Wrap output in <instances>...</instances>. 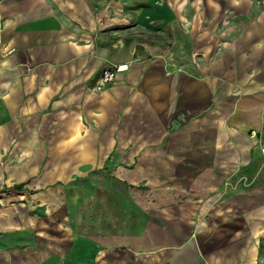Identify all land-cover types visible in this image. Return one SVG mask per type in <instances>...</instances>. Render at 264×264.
Segmentation results:
<instances>
[{
  "label": "crops",
  "instance_id": "obj_1",
  "mask_svg": "<svg viewBox=\"0 0 264 264\" xmlns=\"http://www.w3.org/2000/svg\"><path fill=\"white\" fill-rule=\"evenodd\" d=\"M251 131L255 0H0V264H264Z\"/></svg>",
  "mask_w": 264,
  "mask_h": 264
},
{
  "label": "built area",
  "instance_id": "obj_2",
  "mask_svg": "<svg viewBox=\"0 0 264 264\" xmlns=\"http://www.w3.org/2000/svg\"><path fill=\"white\" fill-rule=\"evenodd\" d=\"M126 67L127 66L125 65H121L115 68L109 67V68L104 69L98 78V81H97L96 86L94 87V90L96 92L103 91L109 84L114 82L116 74L119 72H122L123 69H125ZM250 137L258 141L260 151L264 155V142L259 137L258 133L256 131H251Z\"/></svg>",
  "mask_w": 264,
  "mask_h": 264
},
{
  "label": "bare ground",
  "instance_id": "obj_3",
  "mask_svg": "<svg viewBox=\"0 0 264 264\" xmlns=\"http://www.w3.org/2000/svg\"><path fill=\"white\" fill-rule=\"evenodd\" d=\"M255 24H256V23H255ZM252 29H253V28H252ZM252 29H251V30H252ZM255 29H256V28H255ZM254 31H255V33H257L256 30H254ZM252 33H253V32H252ZM255 33H254V34H255ZM244 35H245V34H244ZM257 36H258V34H257ZM239 42H240V41H239ZM244 42H245V41H244ZM241 44H242V43H241ZM245 45H246V44H245ZM250 45H251V44H250ZM246 46H247V45H246ZM237 48H238V47H237ZM243 50H244V49H243ZM247 50H248V49H247ZM238 51H239V50H238ZM245 51H246V50H245ZM248 51H249V50H248ZM241 52H242V51H241ZM244 53H245V52H244ZM241 56H242V55H241ZM249 58H250V57H249ZM248 60H249V59H248ZM135 68H136V67H135ZM119 74H121V73H119ZM134 75H135V74H134ZM116 77H117V76H116ZM145 82H146V81H145ZM150 82H151V80H150ZM150 82H149V84H150ZM153 82H155V81L153 80ZM149 84H148V85H149ZM153 84H155V83H153ZM146 85H147V84H146ZM148 85H147V86H148ZM151 86H152V85H151ZM149 87H150V86H149ZM149 87H147V88H149ZM169 87H170V86H169ZM198 87H199V86H198ZM158 89H159V88H158ZM155 90H156V89H155ZM161 90H163V89H161ZM198 90H199V89H198ZM202 91H203V90H202ZM199 92H200V91H199ZM161 94H163V93H161ZM200 94H201V93H200ZM159 95H160V94H159ZM164 95H165V94H164ZM167 95H168V94H167ZM197 95H199V94H197ZM172 96H173V95H172ZM139 98H140V97H139ZM142 98H143V97H142ZM135 100H136V99H135ZM164 100H165V99H164ZM136 101H137V100H136ZM144 101H145V100H144ZM139 102H140V99H139ZM141 102H142V101H141ZM134 103H135V101H134ZM162 103H163V99H162ZM136 104H137V103H136ZM149 108H150V107H149ZM171 108H172V107H171ZM137 109H138V108H137ZM169 109H170V108H169ZM139 110H142V109L140 108ZM149 110H150V109H149ZM170 110H171V109H170ZM137 111H138V110H137ZM144 111H145V109H144ZM134 113H135V112H134ZM147 113H148V112H147ZM170 114H171V113H170ZM135 115H136V114H135ZM140 115H141V114H140ZM140 115H139V116H140ZM141 116H142V118H143V115H141ZM163 116H164V115H163ZM167 116H168V115H167ZM129 117H130V115H129ZM144 117H145V116H144ZM161 117H162V115H161ZM136 118H138V117H136ZM134 119H135V118H134ZM154 119H155V118H154ZM164 119H165V117H164ZM128 120H129V118H128ZM132 120H133V118H132ZM132 120H131V121H132ZM134 121H137V120H134ZM9 122H10V121H9ZM7 123H8V122H7ZM131 124H132V123H131ZM137 124H138V123H137ZM132 126H134V125H132ZM137 126H138V125H137ZM154 126L157 128V126H159V125L156 126V124H155ZM12 127H13V126H12ZM134 127H135V126H134ZM159 128H160V127H159ZM132 129H133V128H132ZM154 129H155V128H154ZM150 130H151V129H150ZM155 130H157V129H155ZM131 131H132V130H131ZM125 132L127 133V131H125ZM126 133H125V134H126ZM132 133H134V131H133ZM131 135H132V134H131ZM159 135H160V134H159ZM157 136H158V135H157ZM157 136H156V137H157ZM127 137H128V136H126V138H127ZM0 138H1V137H0ZM2 138H3V137H2ZM8 139H10V138H8ZM124 139H125V135H124ZM2 140H3V139H2ZM5 140H6V138H5ZM5 142H6V141H5ZM0 145H2V144H0ZM125 149H126V148H125ZM127 154H128V153H127ZM125 156H126V155H125ZM125 156H124V157H125ZM128 158H129V157H128ZM125 159H126V158H125ZM127 161L129 162L128 159H127ZM100 173H102V172H100ZM105 175L107 176V174H105ZM109 177H110V176H109ZM102 178H103V176H101L100 179H102ZM100 179H99V180H100ZM104 180H105V179H104ZM90 181H91V180H90ZM92 181H93V180H92ZM99 184H100V183H99ZM101 184H102V183H101ZM107 185H108V184H106L105 186H107ZM105 186H104V187H105ZM109 186H110V185H109ZM111 186H112V185H111ZM112 187H113V186H112ZM89 189H90V188H89ZM175 189H176V188H175ZM91 190H92V189H91ZM75 191H76V190H75ZM102 191H103V190H102ZM176 191H177V190H176ZM65 192H66V190H65ZM103 192H104V191H103ZM107 193H108V192H107ZM109 193H110V192H109ZM65 194H66V193H65ZM77 194H78V193H77ZM121 194H122V193H121ZM66 195H67V194H66ZM86 195H87V194H86ZM89 195H90V194H89ZM113 195H114V194H113ZM122 195H123V194H122ZM78 196H79V195H78ZM84 196H85V195H84ZM109 196H110V195H109ZM68 197H69V196H68ZM68 197H67V198H68ZM82 197H83V196H82ZM79 198H80V197H79ZM72 200H73V199H72ZM74 200H76L75 197H74ZM78 200H79V199H78ZM83 200H84V199H83ZM124 200H125V199H124ZM126 200H127V199H126ZM66 201H67V200H66ZM81 201H82V200H81ZM90 201H91V200H90ZM127 201H128V200H127ZM67 202H68V201H67ZM74 202H75V201H74ZM79 202H80V201H79ZM95 202H96V201H95ZM103 202H104V201H103ZM103 202H101V203L103 204ZM122 202H123V201H122ZM114 203H115V202H114ZM120 203H121V201H120ZM96 204H97V203H96ZM116 204H117V203H116ZM123 204H124V203H123ZM129 204H130V203H129ZM77 205H78V204H77ZM82 205H84V204H82ZM82 205H81V206H82ZM68 206H69V205H68ZM74 206H75V205H74ZM83 207H84V206H83ZM103 207H104V206H103ZM103 207H102V208H103ZM69 208H70V207H69ZM77 208H78V207H77ZM93 208H94V207H93ZM116 209H117V208H116ZM126 209H127V208H126ZM134 210H135V209H134ZM75 211H76V210H75ZM101 211H102V210H101ZM106 211H108V209H106ZM117 211H119V210H117ZM130 211H131V210H130ZM128 213H129V212H128ZM84 216H85V215H84ZM91 216H92V215H91ZM119 216H120V214H119ZM98 217H99V216H98ZM98 217H97V218H98ZM6 218H7V217H6ZM9 218H10V217H9ZM104 219H105V218H104ZM118 219H119V218H118ZM120 219H121V218H120ZM92 220H93V219H92ZM97 220H98V219H97ZM108 220H109V217H108ZM131 220H132V219H131ZM9 221H10V220H9ZM86 221H87V219H86ZM86 221H85V222H86ZM115 221H116V220H115ZM118 221H119V220H118ZM120 221H121V220H120ZM113 222H114V220H113ZM138 222H139V221H138ZM11 223H12V222H11ZM106 223H108V221H107ZM140 223H141V222H140ZM140 223H139V224H140ZM80 224H82V223L80 222ZM86 224H87V222H86ZM86 224H85V226L88 227ZM99 224H100V223H99ZM99 224H98V225H99ZM128 224H130V223H128ZM139 224H138V225H139ZM141 224H143V223H141ZM94 225L96 226V223H95ZM116 225H117V224H116ZM113 226H114V225H113ZM126 226H128V225H126ZM136 226H137V225H136ZM93 227H94V226H93ZM101 227H102V226H101ZM116 227H117V226H116ZM121 227H122V226H121ZM79 228H80V227H79ZM81 228H82V227H81ZM102 228H103V227H102ZM131 228H132V227H131ZM77 229H78V228H77ZM83 229H84V228H83ZM90 229H91V228H90ZM79 230H80V229H79ZM81 230H82V229H81ZM136 230H137V228H136ZM94 231H96V230H94ZM104 231H105V230H104ZM84 232H85V231H84ZM96 232H97V231H96ZM120 233H121V232H120ZM75 243H76V242H75ZM85 249H86V248H85ZM88 249H91V248H88ZM78 250H80V249L78 248ZM87 253H88V252H87ZM78 254H80L79 251H78ZM86 256H87V255H86ZM82 257H83V256H82ZM79 258H81V257H79ZM64 263H65V262H64Z\"/></svg>",
  "mask_w": 264,
  "mask_h": 264
},
{
  "label": "rangeland",
  "instance_id": "obj_4",
  "mask_svg": "<svg viewBox=\"0 0 264 264\" xmlns=\"http://www.w3.org/2000/svg\"><path fill=\"white\" fill-rule=\"evenodd\" d=\"M255 2L257 4V6L261 10L264 9V2H263V0H255ZM223 9L225 10V15L227 14L231 18L230 23H228V25H232V24L236 23L239 20V18L235 17L236 15H238L240 17V15H239L238 12L236 13L235 11H233V9H228L227 11H226V8H223ZM120 12L123 13V10H121ZM243 14L244 15H250L251 16V15H256V12H253L252 11V8H248V6L245 5L244 8H243ZM123 26L124 25H122V24L121 25H116L117 29H122ZM119 27H122V28H119ZM167 42H168V40H167ZM117 66H121V65H112V66H109V67L110 68H115ZM127 69L128 68L126 67L125 69H123V71L124 70H127Z\"/></svg>",
  "mask_w": 264,
  "mask_h": 264
},
{
  "label": "trees",
  "instance_id": "obj_5",
  "mask_svg": "<svg viewBox=\"0 0 264 264\" xmlns=\"http://www.w3.org/2000/svg\"><path fill=\"white\" fill-rule=\"evenodd\" d=\"M16 188H17V189H19L20 187H19V186H17Z\"/></svg>",
  "mask_w": 264,
  "mask_h": 264
}]
</instances>
